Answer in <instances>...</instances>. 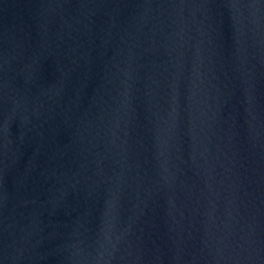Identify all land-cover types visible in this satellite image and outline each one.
<instances>
[{"label":"water","instance_id":"obj_1","mask_svg":"<svg viewBox=\"0 0 264 264\" xmlns=\"http://www.w3.org/2000/svg\"><path fill=\"white\" fill-rule=\"evenodd\" d=\"M263 243L264 0H0V264Z\"/></svg>","mask_w":264,"mask_h":264}]
</instances>
